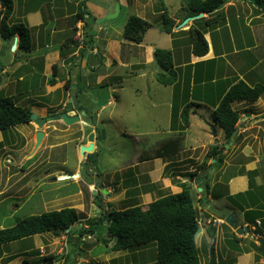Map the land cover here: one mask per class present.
<instances>
[{
	"label": "crops",
	"instance_id": "obj_1",
	"mask_svg": "<svg viewBox=\"0 0 264 264\" xmlns=\"http://www.w3.org/2000/svg\"><path fill=\"white\" fill-rule=\"evenodd\" d=\"M82 1L18 0L15 6L13 0V15L17 20L24 21V24L33 30V46L31 52H24V56L19 52V54L16 53L17 48L15 50L12 49L15 51V56L10 61L4 62V70L0 73V75L8 73L6 75L9 77L8 82L16 84V86L22 82H28V79L32 83V79L35 77L43 78L42 82H49L51 84L45 87L43 96L45 95L46 97H50L59 90H62V93L64 91L66 93L64 99H60L58 103H52V105L48 104V106L60 107L63 105L59 111L61 113L63 108H66L68 105L69 100H71L74 107L69 114L72 116H80L81 122L75 124L80 125L81 128L84 126L83 123H87L92 127L96 125L89 118L87 119V112L78 110V104L82 105L79 97L86 95L88 98L89 94H91V97L94 98L93 104L95 103V106H97V112L95 111L96 113L92 114L96 116L97 122V116L101 115L105 105L99 106V102L103 103L104 100L102 98L98 99L95 96V90L98 88L101 89L100 85H104L106 79H109V83H106V86L107 84L120 86L122 82L120 75H105L102 73L101 68L104 66L107 68L112 64H116L118 67L136 68L138 71L135 75L143 79L147 76L149 68L157 63L154 53L158 49L156 45L147 43L146 35L141 44L116 42L109 36L105 37L104 35L100 37L98 34L101 30L99 33L94 32L97 20L100 17L91 11L89 1H87L88 12L92 18L90 25H88V22L82 20L76 22L74 16L78 14L80 9L79 5ZM27 6H32V10L26 9ZM224 10L226 12V18L220 25L212 24L205 27L204 22L199 20L200 18H195L187 24H184L183 20L186 15L184 12L182 18H173L175 20L173 32L176 36L174 37L164 32L170 37V48L162 50H172L174 52L173 71L176 73L175 83L166 87H169L171 90V86L175 89L180 86L182 90V85L184 84L189 87L191 92L193 91V97L188 101L189 94H183L181 90L178 91V97H180L181 102L177 103V106H175V98H172L173 92L164 101H160L159 97H157L160 102L159 105L166 111H169L170 119L172 118L170 120L172 124H170L172 135L162 141L160 145L169 140H179L180 142L182 141L183 146L176 155L162 158H154L153 153L145 150L142 153L152 154L151 158L145 157L143 159V154L141 153L142 155L140 154L141 156L139 155L135 158V162L131 167L123 168L121 172H124L125 169L134 171L133 177L136 180L135 184L138 185L140 190L135 195L129 196L127 193L128 190L124 189L118 195L122 199L121 205L117 209L109 208V210H123L126 206L132 204L147 206L164 195L180 193L182 188L173 181L172 174L176 173V179L184 183L190 180L189 174L196 172L195 181L191 182V184L195 189L192 191L198 193L197 199L199 200L197 208L199 210L201 233L196 238V243L200 252L201 264L210 263L209 253L213 255L212 246H214V254L216 253L217 261L219 257L224 256L231 259L232 264H264V255L258 250V246H260L258 240L264 239V221L259 217L254 218V211L264 213V167L259 169L260 166H258V162H261L260 160L262 159L257 158L256 161L247 164L246 162L249 160H235L230 159L231 157L224 156V158L223 155H219V157H223V161L218 163V165L220 164L219 168L217 171H214L215 167L213 166L216 165L217 160L208 155L211 148L216 145L219 147H224L225 145L227 148V146L233 144L234 149H239V146L244 144L248 138V135L246 136L248 131L254 130L255 128L258 129L257 133H260L261 130L264 131L263 97L254 103L243 101L233 104L234 108L235 104L242 105L251 103L254 110L241 109L245 113L241 115L242 117L239 121L246 120L248 121L247 123L251 124L244 123L241 128H239L238 124L237 134L230 144H227L224 130L221 128V133H223L221 139H219L220 136L217 132L216 136H214L212 128L215 129V125L218 124L209 123L203 117H199V122L197 123V126L203 128L202 134H200L197 140L194 138L191 140L189 136L191 135L192 126H196L193 120L198 116L197 109L202 108L204 104L214 113L222 98V92L224 89H229V80H243L250 86L262 82L260 81V75L256 73V65H264L263 55L261 54L264 49L263 8L256 7L248 1H232ZM89 17V14L85 15L86 19H89ZM203 17L207 19L208 15L204 14ZM193 25L205 33V38L209 46V51L206 56L198 57L191 53V47L188 42L189 36L185 32L190 30ZM151 28L146 34H148ZM87 33L89 36L93 35L95 41L93 49L82 43ZM71 38L79 42L78 47L71 41ZM128 46L129 49L127 50ZM187 49L189 50L188 54L184 52ZM250 55L259 58V61L257 63L248 62L251 60ZM55 65L57 66L56 70L54 69ZM157 65L159 64L157 63ZM193 65H197V67H192V70H189V66ZM90 77L96 84L95 87H92V90L87 89L89 85L87 81ZM79 79H81V85L86 88L83 94L78 90ZM66 85L69 86V89L64 90ZM59 92L61 94V91ZM137 92H140V90L137 89ZM108 99L109 103L113 100L111 97ZM47 102L51 101L49 100ZM88 103L90 104L89 101ZM116 103L118 104V102ZM189 103L192 104L189 118L190 125L187 128H183L181 127L183 124L181 113L184 106ZM46 109L45 107H41V112L38 115L43 117L42 115L44 114L42 112ZM175 110H179L176 117L173 115ZM235 110L242 114L241 110ZM60 123L63 124L62 122ZM202 123H205L206 126ZM95 128L88 129L85 135L83 133L81 134V139L86 136V141L80 147L89 145L87 136L90 132L96 131L98 127ZM174 131H178L179 133ZM187 141L189 146L184 147ZM96 148L97 146L95 144V151L97 150ZM197 152H199V155H196ZM248 152L249 146L247 145L242 150L244 158L249 156ZM224 153H227V151ZM235 167L238 168L233 171L230 170ZM169 168H171V171ZM258 170L259 173L253 176L256 187L251 188L250 173ZM140 178L147 181L145 186L138 183ZM199 179H202L200 184H198ZM167 190H171V193ZM101 207L103 206L97 207L95 204L91 208L92 213L88 219H93L92 215L95 218L98 217L102 212ZM105 209L107 210L108 208ZM229 214H233L237 221V227L243 228L245 232L243 235L237 234V227L233 228L227 224L229 228H226L225 225L212 226L208 223L213 219H226ZM258 220L261 221L260 226L257 225ZM75 227L73 228L74 230ZM103 228L104 230L100 231ZM259 228L261 231H259ZM106 232L107 225L100 226L98 236L103 237L106 235ZM233 233L238 236V241L232 239ZM47 235L49 234L34 235L30 237L31 239L28 238V240H33L35 247L39 246L41 250L40 258L45 259L47 256H52L55 253L53 257L57 261L62 262L64 259H59V256L71 252L68 236H66L67 238L64 241L63 248L58 252L57 238L50 241L51 243L43 245L42 236ZM92 236L94 235L89 236L88 240L92 239ZM94 238L98 241L96 236ZM248 239L252 242L247 243ZM83 240H85L84 242L87 241L86 238H83ZM24 241L21 240V243H24ZM8 244L6 245L10 246V243ZM113 244L114 242L110 243L109 249ZM6 245L1 247L5 248ZM23 245L24 251H19L18 253L15 252L17 249L12 253L11 248H5L6 251L0 257V264H2L3 260L6 262V259L8 260L10 257L13 259L7 261L5 264H26L29 262L31 257H33L31 255L33 246L31 242ZM48 246H51V249L46 252ZM94 252L95 250L86 253L83 252L82 257L76 258V264H153L156 257V252L152 246H144L139 249L122 252L110 251L100 255ZM21 255L23 257L19 259L18 257ZM25 256H28L29 260ZM40 264H45V262L43 261Z\"/></svg>",
	"mask_w": 264,
	"mask_h": 264
},
{
	"label": "rangeland",
	"instance_id": "obj_2",
	"mask_svg": "<svg viewBox=\"0 0 264 264\" xmlns=\"http://www.w3.org/2000/svg\"><path fill=\"white\" fill-rule=\"evenodd\" d=\"M2 1L0 0V12L3 9L1 5ZM14 2L16 6L18 0H14ZM89 2L91 11L100 17L97 20L96 28L93 26L95 33H99L101 30L98 34L100 37L103 35L105 37L109 36L113 41L129 44L123 38L124 28L129 17L137 15L152 24L151 30L146 34L147 43L156 45L158 49H169L170 37L162 31L161 3H164L169 11V15H171L170 17L182 18L180 11L182 6H184L185 0H90ZM231 3L232 1L226 3L224 8H227ZM118 4H120L118 16L111 18L110 16L116 13ZM26 9L32 10V6H27ZM8 23L11 25L14 23L24 24L25 22L17 20L13 15ZM31 32H33L32 29ZM9 44L8 41L3 40L0 36V61L2 62L10 61L15 56V51L12 50L15 42L11 51L7 49ZM128 49L129 46L127 47ZM184 52L188 54L189 50L187 49ZM19 53L22 56L25 55L24 52L20 51ZM261 54L264 56V49ZM263 56L262 59H264ZM250 59L248 62L257 63L259 61V58H255L253 55H250ZM116 66V64H112L107 68L105 66L101 68L102 73L105 75H120L122 82L120 86L107 84L106 87L95 90V96L98 99L102 98L104 100L102 104L105 105L101 115L97 116L98 123H93L96 126L93 125L94 127H92L88 124L86 129L84 124L87 123H84V126L81 123V128L80 125L75 124L70 127L63 122L61 124V121H54L47 123L42 129H39L34 122H31L28 125H19L8 129L5 135L0 131V144H2L0 145V229L13 227L29 216L41 215L67 207L75 208L82 216V219H84V222H86L92 213L91 208L95 204L97 207L103 206L108 209H117L121 205L122 200L118 196L119 193L124 191V189L127 190L123 184L124 181H130L134 176L133 170L125 169L124 172H121L122 169L131 167L135 162V158L143 151L147 150V152L154 153L161 146L160 143L172 135L170 130V120L172 119H170V112L159 105V100L164 101L173 92L172 98H175V106H177V103L181 102L180 97H178V91L181 90V87L178 86L175 89L171 86L170 90L169 87L159 83L157 74L161 70V67L157 63L149 68L147 76L143 79L135 75L138 71L136 68L131 69ZM256 68V73L260 75L261 83H264V65H256ZM7 74L0 75V91H3L7 96H14L18 105L29 108L33 113L37 114H40L41 107H45L47 109L42 112L44 114L42 115L43 117L59 114L63 105L60 107H49L48 104L52 105V103L55 104L60 99H64L66 97L64 91L62 93V90H59L61 94L58 91L50 97H46L45 95L43 96L45 87L51 84L49 82H42L43 78L40 77L39 80H35L37 82L32 88L31 86L34 81L30 83V79H28V82H22L16 86V84L8 82L9 77L6 76ZM167 74L170 76L169 73ZM87 83L89 84L87 89L92 90V87L96 86L91 77ZM106 83H109V79H106L104 85ZM137 89L140 92H137ZM188 91L189 87L183 84L181 92L186 94ZM109 97L113 99L110 103ZM157 97H159V100ZM79 99L80 101L84 99L89 101L90 110L93 111V114L97 112V106H95V103L93 104L94 98L91 97V94H89L88 98L86 95H82ZM49 100L51 102H47ZM234 108L238 110H254L251 103L235 104ZM241 112V115H244L245 111L241 110ZM197 114L198 116L193 120L196 126H192L191 135H189L191 140L192 138L197 140L203 132V128L197 126L199 117H203L209 123H216L213 111L208 109L204 104L202 108L197 109ZM86 117L88 119L89 115ZM247 122L246 120L239 121V128L244 123L251 124ZM202 124L206 126L205 123ZM95 127H98L96 131H100L101 133V140H97L96 143L97 150L95 152L98 153V158L95 165H89L87 163V154L83 156L80 153V145L86 141V136L82 139L80 136L82 133L84 134V131L90 128L96 129ZM215 129L220 136L219 139H221L223 135L221 133L222 129L219 125H215ZM40 130L45 132L46 135L41 147L35 150L36 135ZM257 130L255 128L246 133L248 138L244 144L239 146V149H234L233 144L227 146V148L224 145L223 157L227 156L235 160H249L246 162L247 164L256 161L257 158H261V162H258L259 169L264 167V131L261 130L260 133H257ZM247 145L249 146L248 159L244 158L242 154V150ZM181 146H183L182 141ZM187 146H189L188 141L184 144V147ZM225 151L227 153H224ZM196 155H199V152ZM219 165L213 166L215 167L214 171L218 170ZM237 168L235 167L230 170L233 171ZM169 170L171 171V168ZM118 172L120 173L118 174ZM61 176H71V179L61 180ZM138 183L145 186L147 181L140 178ZM138 190H140L139 187ZM192 190L195 189L192 188ZM167 191L171 193V190ZM98 192L99 197L96 198ZM193 194V199L197 206L199 203L197 199L198 193L193 191ZM261 217H263L264 221V216L262 215ZM92 218L95 217L92 215ZM78 230L79 225H76L75 231ZM103 230L104 228L100 231ZM259 231H261L260 228ZM47 234L49 235L42 236L43 245H47L51 243L50 241L57 238V249L59 252L65 244L64 241L67 235L65 233L56 236L50 233ZM92 237V239L88 240L89 236H85L86 242H84L85 240H81V242L71 240L69 244L71 255H73V250L78 249L76 247L77 244L81 246L84 253L94 250L95 252L101 251V242L99 243L95 240L94 236ZM24 240V243L19 241L20 243H10V246H7L9 245L7 244L5 248H11L12 253L17 249L15 252L18 253L19 251H24L23 244L31 242L33 246L31 255L33 257L26 264H40L45 261L44 258H40L39 256L41 251L39 246L35 247L33 240L30 241L28 238ZM249 242L252 241L248 239L247 243ZM89 247H92V249ZM5 248L0 247V257L6 251ZM50 249L51 246H48L46 252L50 251ZM215 255L216 253L214 254V258L217 264L233 263L231 259L224 256L219 257L217 261ZM21 257L23 256L21 255L18 258L20 259ZM49 257L51 256L49 255L46 258ZM25 258L29 260L28 256H25ZM212 258L213 255L209 253V261ZM6 262L3 260L2 264Z\"/></svg>",
	"mask_w": 264,
	"mask_h": 264
},
{
	"label": "trees",
	"instance_id": "obj_3",
	"mask_svg": "<svg viewBox=\"0 0 264 264\" xmlns=\"http://www.w3.org/2000/svg\"><path fill=\"white\" fill-rule=\"evenodd\" d=\"M87 1L90 0H83L81 2L79 12L74 16V19L76 22L80 20L88 22V25H90L92 18L88 12ZM225 1L185 0L180 13H186L184 20L204 13L208 15V18L203 17L199 20L204 22L205 27L212 24L220 25L225 21L226 12L224 8L221 10H218V8ZM255 1L258 4L257 7L264 4V0ZM1 5L3 9L0 12V36L3 40L10 43L7 49L11 51L15 39H17L16 53L20 51L25 53L31 52L33 46L31 29L23 23H14L11 25L8 23L14 12L13 0H3ZM161 5L162 30L175 37L176 34L173 32L175 20L170 17L171 15H169V11L164 3H161ZM86 14L90 15L89 19L85 18ZM151 27L150 22L137 15H131L126 22L123 38L130 43L141 44L147 31ZM185 33L189 36L188 42L191 47V53L198 57L206 56L209 51V46L205 38V33L194 25ZM71 41L78 47L79 42L74 41L73 38H71ZM94 42L93 35L89 36L88 33L82 41L84 45L92 49L94 48ZM154 55L157 63L161 67V70L157 74L159 83L165 86L175 83L176 73L173 71L174 52L172 50L157 49ZM192 67L195 68L197 65L189 66V70H192ZM56 68L57 66L55 65L54 69L56 70ZM3 70L4 62L0 61V73ZM35 80H39V78L35 77L32 79L34 83H32L31 87H34V84H36L37 81ZM228 84L230 85L229 89H224L222 92V98L213 115L215 122L224 130L227 144H230L237 134L238 123L241 118V113L233 108V104L243 101L257 102L264 96V83L250 86L243 80H229ZM100 87L103 88L106 85H100ZM66 89H69L68 85L65 86L64 90ZM78 90L81 94L86 90L81 85V79H79ZM188 94L189 101L193 97V91L191 92L189 90ZM89 105L88 101L83 100L82 105L78 104V110L87 112L89 120L92 123H96V116L92 115L93 111L90 110ZM101 105L103 104L99 102V106ZM191 109L192 104L189 103L182 110L181 118L183 124L181 127L183 128H187L190 125L189 118ZM178 111H174V117L177 116ZM32 113L31 109L18 105L14 96H7L3 91H0V131L4 135L10 128L30 124L32 122ZM98 139L101 140L100 131L98 132ZM181 148L182 146L179 140H169L157 148L153 156L154 158L174 156ZM224 150L225 147L215 146L210 150L208 155L209 157H214L217 160L216 164H218L223 161V158L219 157V155H222ZM143 155V159L145 157L151 158L152 156L149 153H144ZM97 158V152L88 155V164L95 165ZM258 173L259 170L250 173L251 188L256 187L253 176H256ZM196 174V172L189 174L190 180L184 183L176 179V173L172 174L173 181L182 188L180 193L164 195L147 206L132 204L126 206L123 210H106L104 207H101V214L96 218L87 219L86 222H83L84 219H82L80 213L71 207L49 211L41 215L29 216L13 227L0 229V247L8 243L33 237L34 235L47 233L54 235L65 233L68 236L69 243L71 240L81 242L85 236L94 235L101 242L100 247L102 250L94 252L97 255L106 254L110 251L122 252L139 249L144 246H152L156 252L153 264H201L200 252L195 238V234L199 228L200 217L199 210L193 199V185L191 184V182L195 181ZM135 181L134 177L130 181H124L129 196L139 192L138 185L135 184ZM97 197H99V192L96 195ZM254 212V218L259 217L263 219L261 217L262 215L264 216L263 212ZM76 225H79L78 231L73 229ZM103 225H107V232L105 236L101 237L97 233L99 227ZM224 225L226 228H229L227 224ZM69 228L70 230L68 231ZM232 239L235 241L239 240L238 236L234 233L232 234ZM112 242L114 244L109 249V245ZM76 247L78 249L72 251L73 255H71V252H68L66 255L59 256V259H64L62 261L63 264H76V258L82 257L83 249L78 244ZM258 250L263 254L260 246H258ZM212 252L214 255V246H212ZM12 259L10 257L7 261ZM52 260L57 261L55 257L51 256L45 258L44 262L48 263ZM209 264H216L214 256Z\"/></svg>",
	"mask_w": 264,
	"mask_h": 264
},
{
	"label": "water",
	"instance_id": "obj_4",
	"mask_svg": "<svg viewBox=\"0 0 264 264\" xmlns=\"http://www.w3.org/2000/svg\"><path fill=\"white\" fill-rule=\"evenodd\" d=\"M231 1H248V2L253 3L254 6H256V7L258 6V4H257V2L255 0H227V1H225L224 4H222L218 8V10L223 9L224 6H225V4L228 3V2H231ZM260 8L261 9L264 8V4H262L260 6ZM119 11H120V4H118V6H117L116 13L113 14L112 16H110V17L111 18H114V17L118 16ZM203 15L204 14L201 13L199 16L189 17V18H187L184 21V24H187L189 21H191V20H193L195 18H201V17H203ZM16 47H17V39L15 41V45L13 46V50H15ZM73 107L74 106L72 104V101L69 100V103L66 106V111L67 112H63L62 114H54V115H50V116H46V117H40L38 114L32 113L31 120H32V122H34L38 126L39 129H42L47 123L54 122V121H61L65 125L71 126V125H73L75 123H80L81 122L79 115L72 116V115L69 114L70 113L69 111H71ZM84 125L86 126V128L88 127V124H84ZM212 130H213L214 136H216L215 129L212 128ZM84 133H85V131H84ZM102 134H104V132H102ZM44 136H45V134H44V132L42 130H40V131L37 132L35 150H37L39 147H41V145L43 143ZM87 140H88L89 145L88 146H85V145L81 146L80 153L83 156L86 155V152H88L89 154L94 153V151H95V143L97 141V139H96V132H91L90 134H88ZM65 179H71V176H63V177L61 176V180H65ZM201 181H202V179H199L198 180V184H200ZM200 190H201V188H200ZM226 222H227V224L230 227H233V228H236L237 227V221L235 220L233 214H229L228 215V217L226 218ZM69 230H70V228L68 229V231ZM236 232H237V234H241V235H243L245 233L242 227H237L236 228ZM200 233H201V226L199 224V228H198V230H197V232L195 234V238H198V236L200 235ZM258 243L260 244L262 253L264 255V239H259L258 240ZM54 263H55V261L52 260V261H50L48 263H45V264H54Z\"/></svg>",
	"mask_w": 264,
	"mask_h": 264
},
{
	"label": "built area",
	"instance_id": "obj_5",
	"mask_svg": "<svg viewBox=\"0 0 264 264\" xmlns=\"http://www.w3.org/2000/svg\"><path fill=\"white\" fill-rule=\"evenodd\" d=\"M208 223L210 225H212V226H221V225L227 224L226 219H213V220H210ZM257 225L258 226L261 225V221L260 220L257 221ZM54 264H63V263L59 262V261H55Z\"/></svg>",
	"mask_w": 264,
	"mask_h": 264
},
{
	"label": "clouds",
	"instance_id": "obj_6",
	"mask_svg": "<svg viewBox=\"0 0 264 264\" xmlns=\"http://www.w3.org/2000/svg\"><path fill=\"white\" fill-rule=\"evenodd\" d=\"M226 1H227V0H226ZM250 3H251V2H250ZM92 132H96V139L98 140V135H97L98 132H97V131H92ZM90 133H91V132H90ZM90 133H89V134H90ZM96 143H97V141H96ZM96 143H95V144H96ZM94 152H95V151H94ZM86 154H87V155H90L88 152H86ZM92 154H93V153H92Z\"/></svg>",
	"mask_w": 264,
	"mask_h": 264
},
{
	"label": "flooded vegetation",
	"instance_id": "obj_7",
	"mask_svg": "<svg viewBox=\"0 0 264 264\" xmlns=\"http://www.w3.org/2000/svg\"><path fill=\"white\" fill-rule=\"evenodd\" d=\"M66 110V108H63V110H62V112L61 113H59V114H62L64 111ZM67 112V111H66ZM70 112V111H69ZM49 116V115H48ZM86 128V127H85ZM87 129V128H86ZM88 131V130H87ZM87 131H85V133H84V135L87 133ZM99 140V139H98ZM87 157H88V155H87ZM88 160V159H87ZM86 163V162H85ZM87 163H88V161H87Z\"/></svg>",
	"mask_w": 264,
	"mask_h": 264
}]
</instances>
